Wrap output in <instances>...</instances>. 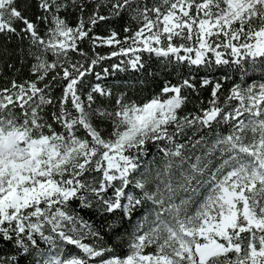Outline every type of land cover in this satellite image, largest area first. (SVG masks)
I'll return each instance as SVG.
<instances>
[{
    "label": "snow or ice",
    "instance_id": "snow-or-ice-1",
    "mask_svg": "<svg viewBox=\"0 0 264 264\" xmlns=\"http://www.w3.org/2000/svg\"><path fill=\"white\" fill-rule=\"evenodd\" d=\"M27 7L0 0V36L28 41L0 48V264H264V82L234 83L223 100L215 82L207 106L186 114L193 78L165 80L142 103L120 93L111 110L97 97L112 90L86 85L113 57L122 58L114 71L144 70V54L164 70L226 65L241 80L264 73V0H36L35 21ZM69 7L79 9L75 27L61 16ZM121 14L137 25L123 38L90 35ZM104 45L113 47L108 55L95 51ZM14 56L33 61L29 78H16ZM141 209L123 257L106 255L115 250L97 243L99 230L81 214L130 221Z\"/></svg>",
    "mask_w": 264,
    "mask_h": 264
},
{
    "label": "trees",
    "instance_id": "trees-1",
    "mask_svg": "<svg viewBox=\"0 0 264 264\" xmlns=\"http://www.w3.org/2000/svg\"><path fill=\"white\" fill-rule=\"evenodd\" d=\"M21 5H27V16L35 21L38 15H41L40 10L36 7V0H20ZM93 5L90 3L88 5V10L85 12V16L89 15L92 10ZM103 14H107L106 9H102ZM61 16L64 17L70 26L75 27L78 22L79 17V9H73L69 7L66 11L61 12ZM131 27L135 29L137 25L134 21L130 19L127 14H121L119 17H112L108 20L99 22L93 29V32L90 35H96L100 37H107L112 30H115L120 38H123L125 35L124 28ZM39 30L40 34L44 35L47 31V26L44 22H39ZM99 43V42H97ZM80 46L83 48L85 52H87L90 56L92 55V48L90 43L85 40L82 41ZM7 47L10 51L18 50L19 48L28 47V41H20L16 37H12L10 40H6L3 36H0V48ZM113 50V47L104 45L98 46L95 51L100 53L101 55H108ZM73 60L81 59L80 56L76 54H72ZM52 59V57H49ZM122 58L113 57L111 59H106L98 64L94 73L98 72L101 74L102 79L97 80L95 74L89 75L86 77V85H94L96 83H100L102 87L109 88L112 90L113 96L111 98L107 97H97V105H103L104 107L109 108L110 110L114 106L115 97L120 93H127V97L131 100H135L137 103L145 102L151 99L154 95L159 94L160 90L164 86L165 80L170 81L172 84L179 83L182 79L185 78H193V82L197 86V90L193 91L191 89L183 90V94L188 97V102L185 105L182 114L186 113H197L200 107L207 106L208 100L211 99V92L215 82H220L222 84V88L218 95H220L221 100H223L224 96H226L233 86L234 83H240L244 86H247L251 83H262L264 82V73L256 72L249 73V76L245 77L243 80L240 79L239 74L232 70L231 67L226 65H209L207 67H188V66H180L178 69L169 68L167 70L162 69V66L155 57L149 58L147 54H144L145 61V69L142 71H136L131 68H127L124 71H114L112 69L113 64L120 63ZM11 62L16 64L17 68H20L21 71L16 75L17 79H25L29 78L30 72L29 68L33 61L27 56L24 57V64L21 65L19 63V57H12ZM108 68L109 72L107 75L104 74L103 69ZM177 71H179V76L177 75ZM14 73L8 70L6 67L4 69L5 77H12ZM51 75V74H50ZM228 75L230 79L223 80L224 76ZM209 79L213 83L209 84L205 87H200V83L203 79ZM4 81L0 79V84ZM87 91V88H85ZM62 92V82L56 83L54 82V87L52 90V95L54 97H59ZM96 105H94L95 107ZM98 126L106 129L105 135L107 132L111 131V125L108 122L100 123L97 121ZM230 131V125H221L220 132L223 135L228 134ZM189 136L192 135L191 131L188 133ZM252 133L248 131L245 136V143H249L252 140ZM194 139H199V135L194 137ZM180 142H186V138L181 139ZM152 154L155 153V149L150 150ZM196 155L200 154V148L197 146V149L194 150ZM191 154V153H189ZM219 154L217 153V156ZM150 155L147 159H151ZM216 160L215 157H213ZM245 159H247L245 157ZM219 161L216 160V163ZM146 208H150L151 204L145 205ZM144 209H141L139 212L133 215L132 219L129 221L127 218L120 220L119 218H114L112 216H107L106 218H102L98 214L84 210L81 213L84 216V219L89 220L94 224V226L99 230L100 236L102 240L97 241L100 245L104 247L111 246L115 251L111 254L106 255H119L121 257L125 256L128 253V244L130 239L132 238V233L135 231V226L138 220H140L143 215ZM112 226L111 228L109 226ZM119 237V238H118ZM91 242V241H88ZM67 251L76 253L77 250L71 246L67 249Z\"/></svg>",
    "mask_w": 264,
    "mask_h": 264
},
{
    "label": "rangeland",
    "instance_id": "rangeland-1",
    "mask_svg": "<svg viewBox=\"0 0 264 264\" xmlns=\"http://www.w3.org/2000/svg\"><path fill=\"white\" fill-rule=\"evenodd\" d=\"M145 251H146V252H154V251H155V249H154V248H152V247H150V248L146 249Z\"/></svg>",
    "mask_w": 264,
    "mask_h": 264
}]
</instances>
